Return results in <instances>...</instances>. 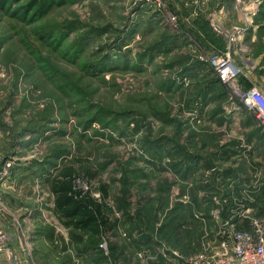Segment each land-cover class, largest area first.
I'll return each mask as SVG.
<instances>
[{"label": "rangeland", "instance_id": "rangeland-1", "mask_svg": "<svg viewBox=\"0 0 264 264\" xmlns=\"http://www.w3.org/2000/svg\"><path fill=\"white\" fill-rule=\"evenodd\" d=\"M160 1L0 0V264H116L105 252L77 251L56 212L50 180L77 160L96 170L79 187L106 196L116 223L100 244L124 245L127 258L139 242L155 264H175V223L192 222L197 234L202 226L204 237L225 220L220 203H250V188L264 181V143L236 128L259 131L255 115L198 59L217 49L204 47L215 37L241 69L240 88L262 90L244 85L242 71L264 51V0ZM30 2L36 10L23 8ZM236 14L242 25L231 24ZM254 34L262 39L252 44ZM123 178L132 182L129 214L140 198L156 212L153 233L137 232L120 209Z\"/></svg>", "mask_w": 264, "mask_h": 264}, {"label": "trees", "instance_id": "trees-1", "mask_svg": "<svg viewBox=\"0 0 264 264\" xmlns=\"http://www.w3.org/2000/svg\"><path fill=\"white\" fill-rule=\"evenodd\" d=\"M8 1L9 0H7V2ZM41 4L42 3L38 4L39 7ZM28 5L29 7L23 8L28 10H36L37 8V5L33 2L28 3ZM37 11H42V9L39 8V10ZM24 13L26 12L24 11ZM197 62L200 63V61ZM210 70L214 75V79L217 80L218 83L224 84L221 80H219V78L211 68ZM231 152L233 151L226 150L223 155H229ZM190 160V157H185V162H188ZM75 162H78L80 165L77 166L74 165V163H69L68 165H65V167L60 169L58 173L55 174L50 180L49 187L50 192L54 198V206L56 212L59 215V218L63 220L64 225H66L67 227L69 226L71 230V243L77 246V251L78 249L80 251H83L82 249H84V251H86L87 253L92 251L102 254V252H105L111 260L115 261L116 264H121L115 256V247L113 245H110L108 249L105 250L100 244L103 238L107 237L108 234H111L114 231L116 224L113 218H111L110 212L112 211L108 208V202L105 198L106 196H103L102 201L94 199L90 194L84 192V190L79 187V183L77 182V179H93V177H95L96 170L90 167L89 164L86 166L85 163H83V160H77ZM175 167L179 169V163H176ZM230 169H227L226 173L230 174L229 176L235 175L231 177L232 179H239V172L235 173L234 169ZM183 173L184 175H186L187 170ZM129 180L130 178H123V191L126 198L121 199L119 207L120 209H123V212L128 215L129 219H137L138 224H134V228L139 233L145 232V229L148 233H153L154 230H151V228H155V224L157 222L156 212L153 215V212L149 211L148 208H146L145 211L144 209L140 208L139 213L136 216L129 214L130 204L126 200L129 186L132 183ZM258 183L260 185L257 184L256 187L250 188L248 196L254 199L252 200L253 208L255 210H262L261 214L264 215V181H261L259 178ZM102 191L103 193L107 192L104 189H102ZM234 198L228 199H230L229 201L232 202L234 201ZM237 203L239 204V202ZM230 208V206L225 205L222 211L223 219H229L235 214L234 212L230 211ZM144 214L146 218L140 217ZM232 220L237 224L239 228H248V220H244L246 221L244 222L236 216Z\"/></svg>", "mask_w": 264, "mask_h": 264}, {"label": "built area", "instance_id": "built-area-1", "mask_svg": "<svg viewBox=\"0 0 264 264\" xmlns=\"http://www.w3.org/2000/svg\"><path fill=\"white\" fill-rule=\"evenodd\" d=\"M133 1L162 5L160 0ZM231 40L233 41V39ZM198 59L207 64L219 80L224 84L231 85L237 91L241 102L255 115L260 127L264 130V92L257 87L247 91L240 88L238 78L241 69L231 58L229 50H210L199 55ZM236 200L240 205L244 204L242 200ZM241 207L229 219L219 223L216 237L207 239L204 249L189 256L186 259V264H264V216L255 217L251 213L253 211L251 207L242 205ZM219 208L221 209L220 204ZM235 216L241 221L248 220V228H239L232 220ZM13 261V264H16V259Z\"/></svg>", "mask_w": 264, "mask_h": 264}, {"label": "crops", "instance_id": "crops-1", "mask_svg": "<svg viewBox=\"0 0 264 264\" xmlns=\"http://www.w3.org/2000/svg\"><path fill=\"white\" fill-rule=\"evenodd\" d=\"M232 2L234 4L236 2V0H235V2L232 0ZM223 14L225 15V9H224V7H222V11L220 12V15L221 16H223ZM231 24L232 25H235V26L242 25L243 24V20H242V18L238 14H236L235 15V18H234V20L232 21ZM200 35H202V34H200ZM205 37H206V34L203 35V40H204ZM178 38H179L178 40L177 39L175 40V43H180L179 41H181V43H182L183 40L181 39V35ZM214 38L215 37H212L211 40H204V47L207 46V47H210V49L211 48H217V49L223 50L224 49V45L221 47V45L216 40V38L215 39ZM260 38L262 39V37H260ZM257 39H258V37H256V34H254L252 36L251 43L252 44L255 43L257 41ZM259 39H258V41H259ZM262 43L264 44V42H262ZM181 46H182V44H179V45L177 44L175 50L177 48L181 47ZM241 47L243 49H245V48H248L249 46L246 44V45H243ZM257 55L258 56L256 58H250V59L246 60V63L244 64V70L242 71V75H243L242 76L243 77L242 79L244 80L243 81V84L244 85L250 84L252 86L256 85L258 87L259 86L261 87V86L264 85V65H262V62L264 60V51L261 52V53H259V54H257ZM193 72L194 73H198L196 75H199L200 69L196 67L193 70ZM261 88H262V90H264L263 87H261ZM257 122H258V120H257ZM258 125H259V122H258ZM259 127H260V125H259ZM236 128L237 129H243V131L246 132V133H248V135L250 134V137H248V138L250 140V143H252L253 145H258L259 143H264V130H262L261 127H260L259 131L256 129L257 132L251 131V128L249 126H238ZM226 129H227V127H224L223 132H228ZM230 132L236 133L237 130L230 131ZM250 156H251V159L250 160H252V155H250ZM239 157H242V156L239 155ZM239 157H235L234 160H237V158H239ZM242 161H244V159ZM247 162H249V158H248V161ZM232 167H234V165ZM238 171H240V170L237 169V171H236L234 169V172L235 173L238 172ZM241 175L242 174H239L238 173V177L239 178L241 177ZM141 199L142 198H140L138 200L139 201V204L138 205L141 206V209H144L145 210V208L148 207V206H144L146 204V202L145 201H143V202L140 201ZM229 200H228V198H226L225 199V202H222L221 203L222 211H223L225 205L226 206L227 205L230 206L231 207L230 208V211L231 212H234V213L238 212L242 208L241 205L243 207H251L253 209V207L251 205H248V204H252L253 203V201H251V200H250V203L241 204V205L237 203L236 198H234V201L231 200L233 203L230 202ZM228 201H229V204H228ZM205 205L210 210H212V208L209 207L208 204H205ZM210 205H211V203H210ZM193 207H194V205H193ZM186 209H190V208L186 206ZM188 212H189V210H188ZM215 222H216L215 223V227L217 229L216 228H215V230L214 229H211L208 232L206 230V228H205L204 229L205 230L204 237L202 235V229H203L202 226H200V229H201L200 230V233L197 234V233L192 232L193 230H197V226L195 225L193 227L194 224L192 222H189L188 224H186L184 226H183V223L182 224L181 223H179V224L178 223H175L176 225L173 228V230H169L168 231V233H170V236L168 237L169 242L170 243H171V241H172V243L175 242V246H174L175 247V264H176V262H179V261H183V264H186V259L189 256H191L193 254H197V253L201 252L204 249L205 242L207 241V239L210 240V239H214L216 237V232L218 230V225L221 222V220H216ZM199 225H202V224H199ZM180 227L182 229H187V231L185 230L186 231L185 234H183L184 230H181ZM179 230H180V232H179ZM173 233H175V236H174ZM178 238H179V240H178ZM19 242L23 243V241L21 239H19ZM129 244H132L131 247L133 248V250H132V254L130 255L131 257H127V258H126L127 253H126V251H124V248H125L124 245L122 247L123 251L119 252L117 250V248L115 247V245L114 244H111V245H113L115 247V256H116L117 260L120 261L121 264H155L154 262H149L146 259V256L143 253V251H146L147 249L142 248V246H143L142 244H140L139 242H137V243L135 242L134 243V242H131V241H130ZM129 244H127V245H129ZM198 244H200V245H198ZM161 245L163 247H165L162 243H161ZM179 245H180V247H181V245L182 246L184 245V246H186L188 248H192V250L187 251V252H189L188 254L187 253H184V252H180ZM157 247H159V245H157ZM193 247L195 248V250H199V251L196 252L195 250H193ZM119 248H121V246ZM24 263H25V261H24ZM94 264H96V263H94Z\"/></svg>", "mask_w": 264, "mask_h": 264}, {"label": "bare ground", "instance_id": "bare-ground-1", "mask_svg": "<svg viewBox=\"0 0 264 264\" xmlns=\"http://www.w3.org/2000/svg\"><path fill=\"white\" fill-rule=\"evenodd\" d=\"M242 40V39H241Z\"/></svg>", "mask_w": 264, "mask_h": 264}]
</instances>
